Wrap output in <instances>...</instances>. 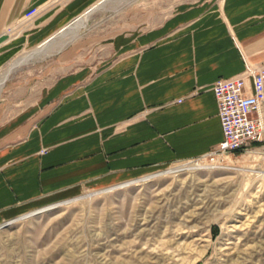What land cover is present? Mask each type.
I'll use <instances>...</instances> for the list:
<instances>
[{"label":"crops","instance_id":"0c3cea01","mask_svg":"<svg viewBox=\"0 0 264 264\" xmlns=\"http://www.w3.org/2000/svg\"><path fill=\"white\" fill-rule=\"evenodd\" d=\"M98 1L0 0V70L56 35L1 87L0 222L201 157L222 139L213 82L264 65V0H106L57 41Z\"/></svg>","mask_w":264,"mask_h":264},{"label":"rangeland","instance_id":"374dc122","mask_svg":"<svg viewBox=\"0 0 264 264\" xmlns=\"http://www.w3.org/2000/svg\"><path fill=\"white\" fill-rule=\"evenodd\" d=\"M144 1L171 10L192 0ZM194 164L88 187L1 221L0 264H264V141L220 166Z\"/></svg>","mask_w":264,"mask_h":264},{"label":"built area","instance_id":"2783aa9c","mask_svg":"<svg viewBox=\"0 0 264 264\" xmlns=\"http://www.w3.org/2000/svg\"><path fill=\"white\" fill-rule=\"evenodd\" d=\"M36 12L37 8L33 7L25 16L29 18ZM245 77L252 79L251 94L244 93ZM211 88L217 103L222 139L213 149L189 161L205 162L206 165L215 167L220 166L225 157L235 151L245 150L253 142L264 141V119L260 112V100L264 91V65L245 62L241 76L218 78Z\"/></svg>","mask_w":264,"mask_h":264},{"label":"bare ground","instance_id":"6f19581e","mask_svg":"<svg viewBox=\"0 0 264 264\" xmlns=\"http://www.w3.org/2000/svg\"><path fill=\"white\" fill-rule=\"evenodd\" d=\"M86 15H88V14H84V15L80 16L72 24H70L66 30H62L61 32H59L57 34V38H58L57 41L61 40V38L64 39L67 34L68 35L69 34L73 35L79 29V27H80L81 23L83 22V19L85 18ZM53 47L54 46H52V44H49V42H48V43L42 44L41 46L33 49L31 52H24L22 55H20L15 60H13L9 64L8 68L2 74H0V90H1V87L3 86V83L7 79L9 73L11 71H13L18 65H21L23 63H27L29 61L35 60L36 58H39L40 56H42V54H44V52L46 53L47 50H50ZM199 166H200V164L197 163V164H194V166L189 167V169L200 168ZM181 169H184V167H177V168H174V169H169L168 172H176V171L181 170ZM262 174H264V173H262ZM146 177L147 176L141 178V180H143V179L145 180ZM136 180L138 181V179H136ZM136 180H133V181H130V182H134ZM128 183L129 182H126V183L121 184V185H125V184H128ZM113 188L114 187H111V188H108L107 190H110V189H113ZM51 207H53V206H51Z\"/></svg>","mask_w":264,"mask_h":264},{"label":"water","instance_id":"95a60500","mask_svg":"<svg viewBox=\"0 0 264 264\" xmlns=\"http://www.w3.org/2000/svg\"><path fill=\"white\" fill-rule=\"evenodd\" d=\"M106 0H99L97 3H95L93 6H91L90 8H88L86 11H84V13L82 14V15H84V14H89L90 12H92L93 10H96L97 8H99L104 2H105ZM82 15H80V16H82ZM80 16H78L77 18H79ZM76 18V19H77ZM75 20V19H74ZM67 26L68 25H66V27H64V28H67ZM62 30V29H61ZM57 34V33H56ZM56 35H53L52 37H50L49 38V40L51 39V38H53V37H55ZM49 40L47 41H45L43 44H45V43H47V42H49Z\"/></svg>","mask_w":264,"mask_h":264}]
</instances>
